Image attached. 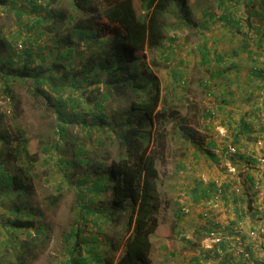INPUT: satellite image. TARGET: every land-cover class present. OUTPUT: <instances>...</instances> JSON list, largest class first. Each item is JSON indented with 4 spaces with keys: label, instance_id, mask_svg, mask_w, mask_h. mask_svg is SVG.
Returning a JSON list of instances; mask_svg holds the SVG:
<instances>
[{
    "label": "trees",
    "instance_id": "16d2710c",
    "mask_svg": "<svg viewBox=\"0 0 264 264\" xmlns=\"http://www.w3.org/2000/svg\"><path fill=\"white\" fill-rule=\"evenodd\" d=\"M19 1L0 0L2 12L11 10L14 26L23 32L20 50L15 48L14 36L10 41L0 36V95L12 99L9 85L31 81L29 95L55 117L54 139L41 145L40 155L48 156V162L56 157L64 178L70 169L79 174V201L91 195L87 199L91 204L82 203L79 218L66 235L67 262L112 264L110 251L121 246L115 264H150V238L162 204L156 162L165 154L166 132L155 128L162 118L156 77L144 55L137 53L159 46L168 12L177 14L174 27L197 26L186 1L141 0L146 8L141 19L132 0H70L71 14L48 9L56 0H22L30 9L27 20L22 16L26 5L18 6ZM44 34L53 39L49 48L36 45ZM64 89L70 90L65 99L60 92ZM72 125L84 131L87 140L74 141L67 134ZM1 132L0 205H10L5 208L6 245L15 246L13 240L20 230L30 237L26 230L35 227V237L45 235L44 226L36 225L34 217L39 213L31 203L32 172L39 156L30 152L20 128L13 139ZM59 200V194L50 195L45 203L52 208ZM116 214L121 226L104 253L98 233L104 225L116 222ZM88 222L97 227V234L84 235Z\"/></svg>",
    "mask_w": 264,
    "mask_h": 264
},
{
    "label": "crops",
    "instance_id": "0c3cea01",
    "mask_svg": "<svg viewBox=\"0 0 264 264\" xmlns=\"http://www.w3.org/2000/svg\"><path fill=\"white\" fill-rule=\"evenodd\" d=\"M209 1L219 11L207 16L222 27L226 42L200 57L202 63L211 56L221 61L208 75L220 79L219 96L202 113L209 121L205 134L217 137L176 138L179 150L162 179V194L158 187L162 204L150 264H247L237 247L264 264V0ZM233 145L235 155L228 153Z\"/></svg>",
    "mask_w": 264,
    "mask_h": 264
},
{
    "label": "rangeland",
    "instance_id": "374dc122",
    "mask_svg": "<svg viewBox=\"0 0 264 264\" xmlns=\"http://www.w3.org/2000/svg\"><path fill=\"white\" fill-rule=\"evenodd\" d=\"M20 1L17 3L18 6ZM185 1L191 18L197 26L194 28L174 27L173 25L177 23V14L168 12L165 14L164 39L159 46L137 53L138 56L144 55L145 64L156 77L159 87L158 96L161 102L159 112L162 114V118L157 121L155 128L166 132L165 154L162 159H158L156 162L157 185L161 194L163 193L162 179L171 173L174 158L179 150L176 138L182 135L186 140V138L190 139L196 135L199 140L205 141L217 137L211 135L210 130L205 134L206 129L204 127L209 124V121L206 119L208 117L202 116V113L206 108L213 109L215 100L218 98L216 96H219L220 87H217L220 85V79H212L208 75L210 76L211 69L217 68L221 61L219 59L215 61L211 56V59H208L209 62L202 63L200 57L202 52H206L207 57H209L213 49L225 47L226 42H223V36L219 35L222 33V27L212 26L211 18L207 16L213 10H219L215 7L216 4H212L209 0ZM132 3L137 16L144 19L146 8L142 1L132 0ZM23 5L26 4L23 3ZM54 7L66 11L67 14L73 13L70 0H56L55 4L48 9ZM29 10V6L26 5L22 13L24 20L29 19ZM0 11L2 10L0 9ZM75 15L81 14L76 12ZM14 24V14L11 10L0 15V36L4 37L6 41H10V37L14 36L16 48V44L20 43L23 38V32L18 31ZM199 24H203L202 28L198 26ZM36 43V45L49 48L53 45V39L44 34ZM14 53L13 57L16 58L18 51ZM41 53L44 54L45 50ZM73 62H77L75 57ZM37 63H39L38 60ZM31 86L29 80L18 81L9 85L12 89V99L0 95V131H2L1 134L7 132L13 139L16 136L17 128H20L30 152L38 153L39 161L32 172L34 194L31 197V203L36 206L34 212L38 211L39 213L34 217L36 225L42 224L45 227H43L45 235L35 237V227L26 230L30 237L26 236L24 230H20L15 236L16 239L13 240L17 245L7 246L4 225L9 227V224L5 220L7 218L5 208L10 207V205L5 203L4 208L0 205V264H68L69 254L66 252L68 245L66 235L69 233L73 221L79 218L82 203H89L87 199L91 195H86L84 201H79V188L76 184L79 174L70 169L68 176L64 178L56 157L48 162V156L40 155L41 145L46 144L50 138L54 139L52 129L55 117L31 98L29 95ZM60 92L61 97L65 99L70 90L64 89ZM53 96L58 97V94ZM207 98L210 100L207 101ZM63 110L67 111L68 109L64 108ZM180 127L186 128V130H181ZM217 133L220 137L223 136L220 131ZM67 134L73 137L74 141L76 138L82 142L87 140L84 131H80L76 125L68 126ZM214 134H216L215 131ZM87 146L90 148V145ZM182 148L184 147L182 146ZM110 149L111 153L115 155L113 148L110 147ZM45 159L47 164L43 162ZM59 185H61L60 192L56 189ZM55 194L60 195V200L56 206L50 208L45 200L48 196ZM162 198L164 199V197ZM116 216V224L111 222L104 225L103 229L99 231L100 234L97 227L91 226L89 222L83 228L86 236L98 233L99 247L104 250V253L108 247L110 249V243L113 241L112 234L121 226V218L118 219V214ZM164 216L163 208L159 214L161 222L164 221ZM91 219L89 217L90 221ZM98 219L101 220V217ZM105 232L106 234H104ZM107 236L110 238L108 239ZM24 249L25 251H23ZM121 254V246L110 251L109 259L111 258L112 264L116 263Z\"/></svg>",
    "mask_w": 264,
    "mask_h": 264
},
{
    "label": "built area",
    "instance_id": "2783aa9c",
    "mask_svg": "<svg viewBox=\"0 0 264 264\" xmlns=\"http://www.w3.org/2000/svg\"><path fill=\"white\" fill-rule=\"evenodd\" d=\"M22 48V45L20 43L16 44V50H20ZM238 152V148L236 146H229L228 147V153L231 155H235ZM261 163H264V158L261 157L259 159ZM221 194V189L218 188L214 194V197L216 198L217 196H220ZM235 254L241 258L244 259V261L247 264H263L262 262H256L251 259L250 253L244 248V247H237L235 250Z\"/></svg>",
    "mask_w": 264,
    "mask_h": 264
}]
</instances>
